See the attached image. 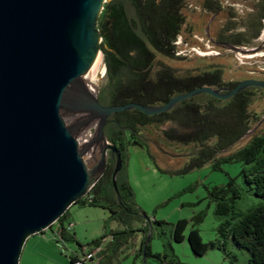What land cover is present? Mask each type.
I'll return each instance as SVG.
<instances>
[{"label": "trees", "instance_id": "16d2710c", "mask_svg": "<svg viewBox=\"0 0 264 264\" xmlns=\"http://www.w3.org/2000/svg\"><path fill=\"white\" fill-rule=\"evenodd\" d=\"M187 2L188 0H112L104 5L98 21V31L103 38L100 48L107 71L106 82L98 91L99 103L103 107L128 103L163 106L171 98L203 86L234 88L241 82L226 83L220 66L212 65L214 69L210 71L201 68L191 70L169 65L162 59L167 57L185 60L177 57L175 40L179 35L186 36V32L191 34L189 27L185 28L189 8ZM204 8L210 14L221 11L227 17L228 23L215 36L221 43L253 45L261 34L264 0H254L250 11L241 18L236 9L223 10L219 0H206ZM240 27L244 28L242 32L238 31ZM250 92L249 88L239 92L224 107L217 106L220 99L210 96L205 104L184 100L162 114L149 116L131 109L115 112L108 117V120L119 123H109L104 132L116 144L123 160L122 169L116 177L118 191L116 192L113 183L117 157L113 152H108L104 175L76 204L109 211L124 229L93 240L89 244L93 248L88 251L93 254V258L88 264H120L127 248L133 243L134 235L141 231V228H134L136 220L145 224L143 230L146 233L137 256H153L147 239L150 222L145 220L135 201L127 174L128 147L134 144L145 147L148 151L147 142L151 137L157 141L160 137L189 145L193 143L194 153L198 156L195 164L198 167L211 161H214L212 168L218 171H223V165L228 163L244 162L250 166V169L242 170L243 182L247 191L261 200L260 203L242 211L238 203L245 190L237 182V178L230 176L226 184L214 185L208 193L216 206V215L227 217L219 227L220 238L217 242L205 244L201 240L199 229L195 228L191 230L188 242L194 255L202 257L214 247L226 251L227 241L230 240L238 248L249 252L248 264H264V137L255 135L244 147L224 154V151L229 150L253 128L247 124L250 118L247 112L252 95ZM202 107L212 110V113H202ZM165 123H174L178 128L164 129ZM214 136L217 137L216 141L208 143ZM71 207L50 227L53 230L54 225L58 226V244L75 240L73 230L70 231L66 224ZM237 216L239 221L235 223ZM202 218V215L195 217L198 221ZM187 226V220L174 225L173 238L177 243L185 239ZM155 256L160 257L157 254ZM79 257L75 252L70 256V264H74Z\"/></svg>", "mask_w": 264, "mask_h": 264}, {"label": "water", "instance_id": "95a60500", "mask_svg": "<svg viewBox=\"0 0 264 264\" xmlns=\"http://www.w3.org/2000/svg\"><path fill=\"white\" fill-rule=\"evenodd\" d=\"M110 1L0 0V264H19L28 238L50 229L95 186L106 171L107 150L117 157L118 191L123 160L104 134L109 123L119 125L108 120L113 113L137 109L151 116L202 93L225 100L247 88H264V80L249 78L234 88L203 86L163 106L103 107L98 91L92 98L79 82L102 52L98 21ZM81 117L103 119L108 147L98 175L86 168L69 128Z\"/></svg>", "mask_w": 264, "mask_h": 264}, {"label": "rangeland", "instance_id": "374dc122", "mask_svg": "<svg viewBox=\"0 0 264 264\" xmlns=\"http://www.w3.org/2000/svg\"><path fill=\"white\" fill-rule=\"evenodd\" d=\"M201 1L191 0L192 5L188 11L195 15L200 14L201 6L199 5ZM226 1H229L230 5L226 4ZM219 2L225 11L230 8L237 9L240 18L245 17V13H248L254 4V0H219ZM234 4L240 8L235 7ZM210 15L208 18L205 17L202 23L200 22L195 35H186L187 37L184 36V38H188L189 46L198 48L203 52H211L216 49L221 51L222 55H197L187 60L160 57L169 65L187 67L191 70L201 68L210 71L214 69L212 65L220 66L226 83L238 82L242 76L264 79V74L251 75L248 71L250 66L240 67L234 54L224 52V47L217 44L221 42L216 40L213 33L224 26L226 16L221 11L218 16L216 14ZM211 20L210 31L208 32L210 37H208L207 28ZM103 59L99 65V70L91 76V81L98 87L97 91L106 82L107 71ZM211 88L217 87L211 86ZM249 89L252 95L247 107V112L250 115L247 124L253 128L238 139L229 150L224 151V154L244 147L255 135H263L264 137V88L251 87ZM209 97L210 95L202 93L186 100L190 103L195 100V102L205 104L210 99ZM231 98L219 100L217 106H226ZM200 110L202 113H212V110L203 107ZM173 127L178 128L174 123H165L163 128ZM216 139L217 137L214 136L208 143H213ZM147 145L148 151L145 147L134 144L128 147L127 174L129 183L133 188L135 201L141 208L143 217L145 220H147L146 217L151 220L150 223L148 222L147 239L153 256L147 257L146 261H144V256H137L138 251L142 248L146 233L143 230L145 224L136 220L134 221V228H141V231L134 235L133 243L127 248L125 257L120 264H248L249 252L243 248H238L230 240L227 241L226 251L214 247L201 257L194 255L188 237L191 230L196 228L200 231L203 243L218 241L220 238L219 227L227 220V217L216 215L214 210L216 206L211 202L208 193L214 185L226 184L230 176L237 178V182L245 190L243 198L238 203L242 211L245 212L260 203L261 200L248 192V188L243 182L242 170L244 168L248 170L250 166L244 162L228 163L223 165V171H218L212 168L214 161H211L198 167L195 164L198 156L194 153L195 145L193 143L189 145L160 137L157 141L151 137ZM72 210H77L76 217L72 220L74 222H71L76 224L75 229L79 231L75 240H67L58 244L52 229H48L42 234L32 235L22 248L19 264H70V256L74 255L75 252L82 255L84 254L83 250L87 252L92 249L93 247L89 244L93 240L124 229V226L118 223L109 211L99 209V207H85L76 204L73 205ZM200 215L203 217L201 221L195 219ZM181 220H187L188 226L185 231V239L177 243L173 238L174 225ZM238 221L239 216L234 222L237 223ZM66 224L69 225L68 221ZM155 254L160 257L157 258Z\"/></svg>", "mask_w": 264, "mask_h": 264}, {"label": "bare ground", "instance_id": "6f19581e", "mask_svg": "<svg viewBox=\"0 0 264 264\" xmlns=\"http://www.w3.org/2000/svg\"><path fill=\"white\" fill-rule=\"evenodd\" d=\"M102 59L103 53L99 52L94 65L79 82L80 88L87 91L92 98H96L98 87L91 81V76L99 70ZM66 104H69V102H66ZM102 123V117H81L69 123V128L83 153L86 168L92 171L94 175L101 173L103 154L106 147H108V141L101 134Z\"/></svg>", "mask_w": 264, "mask_h": 264}, {"label": "built area", "instance_id": "2783aa9c", "mask_svg": "<svg viewBox=\"0 0 264 264\" xmlns=\"http://www.w3.org/2000/svg\"><path fill=\"white\" fill-rule=\"evenodd\" d=\"M226 4L230 5L229 1H226ZM235 7H238L237 4H234ZM237 10V9H236ZM264 24V19H263ZM176 47V55L181 59H190L195 56H208V55H222L221 51L213 50L211 52L202 51L198 48L189 46L190 43L187 41L184 36L179 35L175 40ZM236 46V45H235ZM236 49L224 48V52H231L234 54V57L238 61L237 64L240 67H249L248 71L251 75L255 74H264V26L259 34L258 38L255 40L253 45L247 46H236ZM254 68V69H250ZM68 228L70 231L74 229V224L69 223ZM93 258L92 253H87L85 255H80V257L76 260L74 264H88L90 260Z\"/></svg>", "mask_w": 264, "mask_h": 264}, {"label": "crops", "instance_id": "0c3cea01", "mask_svg": "<svg viewBox=\"0 0 264 264\" xmlns=\"http://www.w3.org/2000/svg\"><path fill=\"white\" fill-rule=\"evenodd\" d=\"M206 2V0H202L201 1V3H200V5L199 6H201V13L200 14H193V13H191L190 11H187L186 12V26H185V28L188 26L189 27V29L191 30V34L192 35H195L196 34V29L198 28V25H200V22L202 23V21L204 20V18L205 17H209V16H211L210 15V13L208 12V10L207 9H205L204 8V3ZM188 6H189V8H190V5H192L191 4V0H188ZM218 16V15H217ZM228 23V20H227V17L225 18V24L224 25H226ZM185 30V29H184ZM244 30V28H242V27H240V28H238V31L239 32H242ZM217 32H219V30H217ZM217 32H215V33H213V35L214 36H216V34H217ZM186 35H190L189 33H185ZM187 37V36H186ZM182 67V66H181ZM184 68V67H183ZM185 68H187V67H185ZM243 77V76H242ZM240 77V80L239 81H241V80H244V79H247L248 78V76L246 77ZM225 81V80H224ZM237 82V81H236ZM73 209V206L70 208V218L68 219V221L71 223V222H74V221H72L75 217H76V211L77 210H72ZM103 210V209H102ZM111 215V214H110ZM107 223V221L105 222V224ZM72 224H74V223H72ZM75 227H76V224H74V235L76 236L78 233H79V231L78 230H76L75 229ZM57 229H58V226H53V234H54V236H55V238H56V240H58L59 238L57 237V235H56V233H57ZM111 237H109V239H110ZM77 239V238H76ZM83 253L84 254H82V255H85V254H87V253H89L88 251L87 252H84V250H83ZM78 255H79V253H78Z\"/></svg>", "mask_w": 264, "mask_h": 264}]
</instances>
